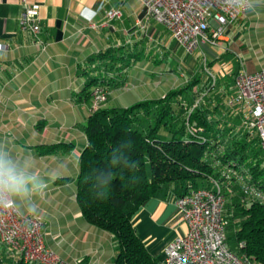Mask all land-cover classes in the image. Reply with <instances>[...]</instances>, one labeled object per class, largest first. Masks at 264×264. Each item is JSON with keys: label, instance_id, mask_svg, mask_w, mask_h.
Instances as JSON below:
<instances>
[{"label": "crops", "instance_id": "obj_1", "mask_svg": "<svg viewBox=\"0 0 264 264\" xmlns=\"http://www.w3.org/2000/svg\"><path fill=\"white\" fill-rule=\"evenodd\" d=\"M26 1L39 6V42L19 29L22 0H0V44L6 45L0 48V150L18 162L27 161L47 187L43 196L11 198L23 214L30 215V205L36 207L34 215L44 222L45 244L66 264H114L113 237L89 225L76 203L78 164L90 115L82 89L94 75L105 79L102 84L110 83L108 97L111 88L121 89L123 82L131 87L167 84L171 90L199 75L200 86L207 81L201 72L204 55L212 76L219 75L222 87L231 86L229 99L237 71H264V0H249L250 8L227 26L219 46L204 45L192 54L176 42L170 46L174 40L161 24L146 17L139 0ZM113 8H119L121 16L108 20L105 11ZM164 50L182 73L158 67ZM137 72L145 76L139 78ZM215 94L226 96L220 89ZM109 104L107 98L104 107H114ZM227 195L225 216L233 214L227 209L235 201L233 194ZM177 196L172 189L161 191L131 219L157 264H164L166 243L186 231L175 205ZM18 260L0 242V264Z\"/></svg>", "mask_w": 264, "mask_h": 264}, {"label": "trees", "instance_id": "obj_2", "mask_svg": "<svg viewBox=\"0 0 264 264\" xmlns=\"http://www.w3.org/2000/svg\"><path fill=\"white\" fill-rule=\"evenodd\" d=\"M204 64L209 67L206 58ZM205 70L203 85L198 86L199 75L192 76L161 98L125 108L104 107L90 113L86 121L76 203L89 225L113 237L117 246L114 264H157L131 219L146 200L161 191L172 189L181 196L200 187L211 188L213 181L223 190H238L242 179L264 193V152L259 139L246 127L232 125L231 115L237 113L229 103L223 105L220 99L211 105L206 96L215 83ZM104 82L102 77L91 76L82 89L84 96L90 101L92 90L100 86L108 98L110 83ZM118 87L131 85L123 82ZM188 126L195 129V135ZM162 127L168 137L160 134ZM242 199L228 203L227 211L232 209L234 215L226 214L227 222L236 228L227 241L232 240L234 250L252 258L253 264H264V201L245 194Z\"/></svg>", "mask_w": 264, "mask_h": 264}, {"label": "built area", "instance_id": "obj_3", "mask_svg": "<svg viewBox=\"0 0 264 264\" xmlns=\"http://www.w3.org/2000/svg\"><path fill=\"white\" fill-rule=\"evenodd\" d=\"M139 1L146 17L161 24L176 44L189 54L200 51L204 45L219 46L227 26L250 8L249 0ZM38 9V4L22 0L18 24L21 31L30 32L39 42ZM105 16L108 20L118 19L121 10H106ZM0 48L5 49L6 45L0 44ZM233 85L234 93L228 103L242 113L243 124L256 133L264 152V71L241 69L235 73ZM106 100L107 91L95 87L90 94V113L97 111ZM188 131L192 135L196 133L190 126ZM198 137L204 140L202 136ZM240 180L242 194L264 201V193L254 189L249 181ZM7 199L12 200L11 197ZM175 205L186 231L174 235L166 243L164 264H253L252 258L237 253L227 244L228 222L223 213L225 194L219 183L213 181L211 188L200 187L177 196ZM43 225L40 216L23 214L15 204L11 207L0 205V242L16 253L22 264H66L45 244Z\"/></svg>", "mask_w": 264, "mask_h": 264}, {"label": "rangeland", "instance_id": "obj_4", "mask_svg": "<svg viewBox=\"0 0 264 264\" xmlns=\"http://www.w3.org/2000/svg\"><path fill=\"white\" fill-rule=\"evenodd\" d=\"M166 36H167V34H166ZM174 43H175V41H170V46L171 47L174 46ZM153 54H154V52L148 53V56L153 55ZM159 57H160L161 61H160V64H159L158 67L163 66L165 68H168V70L169 69L173 70L174 72H176L178 74H180V72L182 73V69L178 70L177 64L175 62L171 61L172 60L171 59L172 58V54L170 52H167V51L164 50V52L162 51V53L159 55ZM168 61H169V63H168ZM200 63H202L203 68L206 67L205 69L210 71L209 67L205 66V64H204L205 63L204 56H202V60L200 61ZM149 65H151L152 67H157V65H152L151 63H149ZM154 70L155 69L153 68L152 69L153 73L155 72ZM201 72H202V75H204V73L205 74L207 73V71H205L204 69ZM137 74H138L137 77L139 76V78H142L143 76H145V72H137ZM213 77H214L213 80H214L215 86L210 87V90H209L210 91V95H207L206 98L209 100L211 105H214L217 101H221V100H222L221 104H223V105L228 104L229 99L231 97L229 99L227 98L228 97L227 96L228 95L227 92L228 93L231 92V86L229 85L228 89H226V88L222 87L223 81L222 82L220 81L219 75H213ZM213 80H212V82H213ZM154 84H155L154 82H149V83L143 84V87L132 86V87H128V88H125V89L111 88V90H110L111 93H110V95L108 97V101L110 102L109 105L110 106L113 105L114 107L125 108V107H129V106L135 104L136 102H138L140 97L143 98V99H158V98L163 97L170 90V88L167 86V84H165L163 86L162 85L161 86H155ZM219 89L221 91H224V94L226 96H224L222 94L221 95L217 94V96H216L215 93ZM193 90H194V88H193ZM195 94H196V92H195ZM200 96H202V95H199L197 97V99ZM221 98H223V99H221ZM197 99H194L193 102L196 101ZM104 105L105 104L101 105V107L99 109L104 108ZM232 108L235 109L236 106H232ZM89 111H90V108H89ZM224 111L226 112V109H224ZM235 112L237 114L232 113L231 118H230L232 125L235 124V127H240L242 129L245 128V125L243 124V118H242L243 115H242V113L240 111H238V110H236ZM160 134H162V136L164 138L168 137L167 132L163 130V127L160 130ZM229 190H226L227 192L225 190H223V192H225L227 194H233V196H231L230 198H232V197L235 198L234 202H236V200H239V201L243 200L242 199L241 189H238V190L234 189V191L232 190L233 193L229 192ZM227 196H225V205H226ZM232 215H234V212H233ZM228 216H231V215H228ZM237 218H238V216L235 215L234 219H237ZM226 219H227V221H229L228 219H230V218L226 217ZM235 228H236V225L232 226L231 224L228 223V226L226 228V236L227 237H232L233 236V231H234ZM227 244H228V246L231 249H235L234 243H233L232 240H228Z\"/></svg>", "mask_w": 264, "mask_h": 264}, {"label": "clouds", "instance_id": "obj_5", "mask_svg": "<svg viewBox=\"0 0 264 264\" xmlns=\"http://www.w3.org/2000/svg\"><path fill=\"white\" fill-rule=\"evenodd\" d=\"M46 187L27 161L18 162L8 152L0 150V205L11 207L15 204L14 199L8 200L7 197L25 199L34 193L43 196ZM28 212L34 215L37 209L30 205Z\"/></svg>", "mask_w": 264, "mask_h": 264}]
</instances>
